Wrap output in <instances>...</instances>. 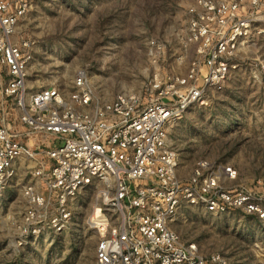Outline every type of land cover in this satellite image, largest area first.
<instances>
[{"label":"built area","instance_id":"2783aa9c","mask_svg":"<svg viewBox=\"0 0 264 264\" xmlns=\"http://www.w3.org/2000/svg\"><path fill=\"white\" fill-rule=\"evenodd\" d=\"M30 8L27 0H0V64L7 73L1 92L21 110L27 126L25 131L12 126V114L6 106L0 109V191L14 175L15 163L33 152L24 134L50 141L36 147H47L46 162L35 172L46 190L39 192L33 183L24 188L29 205L17 227V244L39 237L46 227L54 235L62 233L71 216L68 201L104 182L103 202L120 218L108 217L98 226L93 214L91 226L102 233L94 264H228L222 255L207 257L195 242L182 240L171 226L179 207L185 203L213 213L238 209L264 221L261 197L231 184L237 179L235 167L207 158L182 177L168 129L191 105L206 104L209 88L223 87L237 67L240 44L264 12V0H197L189 9L193 18L185 40L186 50L195 46L196 57L187 72L154 74L147 84L148 91L157 92L154 97L121 93L103 104L94 103L84 72L68 95L57 86L27 93L31 57L12 36ZM52 202L57 213L46 222L42 210Z\"/></svg>","mask_w":264,"mask_h":264},{"label":"rangeland","instance_id":"374dc122","mask_svg":"<svg viewBox=\"0 0 264 264\" xmlns=\"http://www.w3.org/2000/svg\"><path fill=\"white\" fill-rule=\"evenodd\" d=\"M27 1L31 8L12 36L31 57L27 93L57 86L68 95L84 72L95 104L121 93L148 99L157 94L147 89L154 74H184L196 57L195 46L186 50L185 40L193 18L189 9L197 0ZM234 60L237 67L223 87L209 88L206 104L191 105L169 125L168 144L178 154L182 177L200 158L232 165L237 179L231 184L246 186L264 204V12L256 15ZM6 80L0 64V109L6 106L12 114L8 121L25 131L21 110L1 92ZM23 139L33 152L15 163L14 175L0 191V264H94L102 234L91 226L95 207L101 206L110 221L119 217L103 202L104 182L68 201L71 216L62 233L54 235L46 227L39 237L17 244V227L29 205L24 188L33 183L39 192L46 190L35 172L46 160L47 147H36L39 141L50 143L45 135L24 134ZM42 213L49 221L57 213L56 203ZM171 226L207 257L220 254L228 264H264V221L255 215L238 209L213 213L182 203Z\"/></svg>","mask_w":264,"mask_h":264},{"label":"bare ground","instance_id":"6f19581e","mask_svg":"<svg viewBox=\"0 0 264 264\" xmlns=\"http://www.w3.org/2000/svg\"><path fill=\"white\" fill-rule=\"evenodd\" d=\"M94 215V219L96 220L98 226H103V224L107 223L108 217L104 213L100 212L99 207H95Z\"/></svg>","mask_w":264,"mask_h":264}]
</instances>
